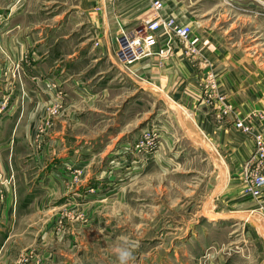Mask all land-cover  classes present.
<instances>
[{
  "label": "crops",
  "instance_id": "0c3cea01",
  "mask_svg": "<svg viewBox=\"0 0 264 264\" xmlns=\"http://www.w3.org/2000/svg\"><path fill=\"white\" fill-rule=\"evenodd\" d=\"M163 1L165 8L158 12L152 0H0V93L4 99L0 109V236L16 222L20 211L38 207L43 188L51 194L59 185L53 181L58 175L52 168L58 150L53 154L50 149L49 159L46 155L36 159L31 149L34 147L31 137L35 114L40 113L35 109H41L45 96L56 97L61 92L67 108L91 101V107L102 109L107 98L119 104L130 88L135 93L139 91L141 79L160 85L183 104L198 119L199 127L210 136L211 144L222 158L221 169L217 167L210 172L215 181L210 201L201 205L203 217L194 223V232L179 237L176 247L190 248L199 260L217 244L219 235L226 236L228 247L239 245L232 238L239 230L235 226L243 227L244 231L245 226H249L240 236L245 244L239 246L236 256L241 260L228 258L225 264H250L246 249L247 253L251 252L253 244L258 245L257 264H264L261 227L264 226V193L258 198L245 193L243 174L254 151V135L264 131L263 71L256 66L257 60L250 58L247 49L229 47L232 44L220 36V32L213 30L206 21H200L207 14L201 13L200 8L191 10V5H186L184 0ZM198 2L194 0L193 3ZM157 17L174 18L180 24L192 25V35L201 39L199 56L188 53L180 40H171L160 33L147 45L149 56L131 65L121 63L119 38L125 33L142 30L144 22ZM16 65L19 79H12ZM258 73L263 76L260 78ZM211 79L215 80L217 91L224 92L236 107L238 119L246 130L236 126L234 117H221L215 112L208 99L216 92L211 91ZM46 82L56 88L50 92L44 90ZM133 95L131 93V97ZM135 99L138 101L137 97ZM197 102L198 108H194ZM137 103L129 102L130 109ZM195 126L191 120L184 123L191 139L189 146L196 150L193 156L197 160ZM48 137L51 148L58 146L57 134L51 132ZM115 139L112 134L109 139L97 137L67 157L75 160L76 153L85 157L95 156L97 152L98 160L104 161L107 150L116 146H111ZM108 141L111 145H107ZM166 143L164 158L173 155L179 159L170 151L172 141L169 139ZM120 147L118 154L133 157L132 142ZM167 149L168 154L164 153ZM182 153L187 156V152ZM49 165L51 172L44 173ZM95 173L90 176L98 180L90 186L100 191L102 186H107L103 182L106 180L104 168ZM44 177H48L47 184H43ZM248 213H255L253 222L240 216ZM205 223H208L207 229ZM6 256L9 252L0 250V257Z\"/></svg>",
  "mask_w": 264,
  "mask_h": 264
},
{
  "label": "rangeland",
  "instance_id": "374dc122",
  "mask_svg": "<svg viewBox=\"0 0 264 264\" xmlns=\"http://www.w3.org/2000/svg\"><path fill=\"white\" fill-rule=\"evenodd\" d=\"M198 1L196 5L194 0H184V3L191 5V10L198 7L201 13H207L199 20L220 32V36L232 44L229 47H242L241 51L247 49L264 74V0ZM229 28L232 30L227 31ZM197 55L199 49L192 56ZM13 67L12 79H19V67ZM258 74L260 78L263 76ZM139 80V91L135 93L130 88L119 104L107 98L102 109L91 107V101L67 108L61 92L56 97L45 96L41 109H35L40 113L35 114L31 137L34 147L31 149L35 151L36 159L41 155L49 159L58 150L52 168L58 175L53 181L59 185L51 194L43 188L38 207L20 211L16 222L0 236V250L9 252L6 258L0 257V264H118L112 249L122 238L133 245V264H225L228 258L241 260L236 253L239 246L245 244L240 236L249 230V226H245V231L243 227L235 226L239 230L232 238L239 245L230 248L226 236L219 235L217 244L199 260L190 248L176 247L179 237L194 232V223L204 215L201 205L210 201L215 181L210 172L217 167L221 169V154L211 144L210 136L199 127L198 119L183 104L160 85ZM210 85L211 91H216V95L208 97L215 112L221 117H234L236 126L246 130L238 119L236 107L227 100L224 92L217 91L214 79ZM55 88L51 82L44 83V90ZM221 98L232 107L228 113L220 109ZM3 101L0 93V109ZM129 102L138 103L130 109ZM194 108H198V102ZM187 120L193 121L198 132L197 160L193 156L196 150L189 146L190 135L184 128ZM51 132L58 135V146L54 148L49 146ZM110 134L116 139L112 145L110 141L107 145L119 146L107 150L106 155L103 154L106 156L104 161L98 160L97 152L95 156L88 154L85 157L76 153L75 160L67 157L97 137L109 139ZM258 136H264V131L254 135V151L243 168L244 179L246 170L253 167ZM169 139L172 141L171 153L180 157H165L173 160L171 162L166 161L163 154ZM129 141L132 142L133 157L125 158L117 153V149L120 145L125 147ZM183 151L187 156H183ZM164 153L170 152L167 149ZM122 166L123 169L117 170ZM102 167L106 178L103 182L107 186H102L100 192L90 183L95 185L98 179L92 176ZM50 170L49 165L44 173ZM46 178L43 184H47ZM245 183V193L253 196L248 191L246 179ZM240 216L252 222L256 218L255 213ZM184 224L191 225L190 229ZM207 224H204L206 229ZM261 227L264 229L263 225ZM250 250L247 253L249 250L246 249L250 264H257L258 245L253 244Z\"/></svg>",
  "mask_w": 264,
  "mask_h": 264
},
{
  "label": "built area",
  "instance_id": "2783aa9c",
  "mask_svg": "<svg viewBox=\"0 0 264 264\" xmlns=\"http://www.w3.org/2000/svg\"><path fill=\"white\" fill-rule=\"evenodd\" d=\"M152 5L158 12L165 8L163 0H152ZM192 30L190 25L180 24L174 18L157 17L151 21H146L143 29L139 32L125 33L119 38L120 62L127 66L149 56L150 52L147 45L160 33H164L171 40L177 38L183 43L188 53L196 55L200 39L192 35ZM223 101L224 98H221L220 109H224V112L228 113L232 107ZM239 126L242 124L239 123ZM253 159V167L246 170L245 179L249 185L248 191L258 198L264 193V136L257 137V149Z\"/></svg>",
  "mask_w": 264,
  "mask_h": 264
},
{
  "label": "clouds",
  "instance_id": "9594fccd",
  "mask_svg": "<svg viewBox=\"0 0 264 264\" xmlns=\"http://www.w3.org/2000/svg\"><path fill=\"white\" fill-rule=\"evenodd\" d=\"M117 258L118 264H133L135 260L133 245L129 244L126 239H121V242L112 249Z\"/></svg>",
  "mask_w": 264,
  "mask_h": 264
},
{
  "label": "bare ground",
  "instance_id": "6f19581e",
  "mask_svg": "<svg viewBox=\"0 0 264 264\" xmlns=\"http://www.w3.org/2000/svg\"><path fill=\"white\" fill-rule=\"evenodd\" d=\"M186 128V127H185ZM263 228V227H262ZM263 231H264V229H263Z\"/></svg>",
  "mask_w": 264,
  "mask_h": 264
}]
</instances>
